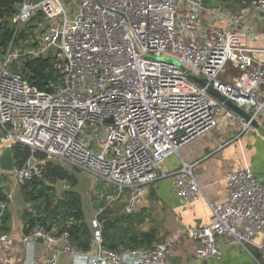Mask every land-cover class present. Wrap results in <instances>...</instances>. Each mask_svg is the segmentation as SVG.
Wrapping results in <instances>:
<instances>
[{"label":"built area","instance_id":"1","mask_svg":"<svg viewBox=\"0 0 264 264\" xmlns=\"http://www.w3.org/2000/svg\"><path fill=\"white\" fill-rule=\"evenodd\" d=\"M205 11L201 0H19L12 18L15 36L41 14L39 26L49 22L40 35L42 47L29 51L27 58L50 55L60 79L50 81L48 91L33 87L8 65L11 56H18L12 53L14 41L8 47L0 61V157L4 145L16 144L26 146L29 156L0 174L16 184L40 179L42 154L108 182L113 189L101 192L99 200L106 206L128 191L125 212L131 214L149 186L165 176L162 163L210 133L221 113L236 121L241 133L262 127L264 48L238 39L239 32H253L246 23L249 16L264 23V0L243 1L238 12L217 11L213 18L226 25L208 30L199 24ZM227 65L240 73L233 82L224 77ZM190 76L206 82L250 119L231 111ZM174 176L183 204L201 199L191 165L183 163ZM225 180L227 199L210 204L211 222L186 230L196 246V261L221 258L218 237L254 245L255 236L264 231V184L248 167L229 172ZM5 195L0 248L7 241L2 217L12 199L10 191ZM71 221L63 223L62 231L37 225L21 241L60 243L71 264H164L169 251L170 239L128 252L106 248L97 219L91 221L92 248L82 251L70 240ZM256 247L264 250V241ZM44 264H57V259L48 257Z\"/></svg>","mask_w":264,"mask_h":264},{"label":"crops","instance_id":"2","mask_svg":"<svg viewBox=\"0 0 264 264\" xmlns=\"http://www.w3.org/2000/svg\"><path fill=\"white\" fill-rule=\"evenodd\" d=\"M243 1L241 0L240 6L235 9L224 8V5L221 4L216 8L204 6L206 11L203 20L199 22L200 29L208 30L213 26L226 25V21L213 18L214 13L222 10L238 12L242 8ZM246 23L253 29V32L247 34L239 32L238 43L253 48H264V23L253 16H249ZM239 75L238 69L227 65L224 72L226 79L233 82L239 78ZM220 145L223 146L219 148ZM41 160L44 163L48 161L45 157ZM56 163L66 166L60 161H56ZM183 163L192 166L201 191V199L188 205L183 204L176 196L174 185V173L180 169ZM245 167L250 168L255 178L264 184V125L241 133L238 123L225 113H221L217 126L210 133L192 141L162 163L160 171L165 176L149 186L138 209L131 214L125 212L122 214L129 198V192L125 191L121 193L118 201H114L108 206L105 205V202L99 203L101 206H98L95 219L99 220V216L104 214V210L109 216L104 221L109 219L111 223L112 218L129 215L135 219L138 230L153 232L155 236L153 245L170 239L169 251L164 257V264H264V250L261 251L256 247L264 241V231L255 236L254 245L232 244L230 238L218 237L216 245L221 252V258L207 259L201 262L195 260V243L186 234V230L190 227H200L211 222L210 204L223 203L227 199L226 175ZM71 169L74 168L71 167ZM5 178L8 179L7 175ZM18 185L23 186V184ZM31 190L32 188H29V192ZM124 194L127 197L123 199ZM28 196L29 194L26 195V197ZM25 201V205L20 202L14 204L11 209L6 208L9 219L6 230L3 232L7 236V241L0 248V263L44 264L48 257L55 256L57 264H71V255L60 243L48 244L44 240L40 242L39 239L28 242L21 241L24 235L25 214L28 216L30 214L32 217H46L51 215L49 211L53 208L50 207L48 211L44 209L45 198L36 201L25 198ZM27 203L31 210L26 209ZM113 205L115 207L119 205L120 207L117 206L116 209L119 207L120 210L112 212L110 207ZM104 221L101 223L103 224ZM138 221L140 222L138 223ZM62 226L61 224L60 227ZM88 226L92 232V227ZM53 227L55 226L51 228ZM91 248L92 244L89 249ZM131 250L135 249H121L118 252ZM254 251L258 257L252 254Z\"/></svg>","mask_w":264,"mask_h":264},{"label":"trees","instance_id":"3","mask_svg":"<svg viewBox=\"0 0 264 264\" xmlns=\"http://www.w3.org/2000/svg\"><path fill=\"white\" fill-rule=\"evenodd\" d=\"M241 0H201L202 4L206 7L216 8L218 5H224V8L235 9L240 6ZM249 1V0H244ZM19 0H0V52L2 55L7 53V49L10 44L14 41L23 40L26 38L25 32L30 28V23L35 20L41 19V14H38L36 18H32L15 36L16 25L12 21L13 16L17 12V4ZM20 72L26 78L30 85L36 87L38 90H49L46 86L49 82H57L60 79V74L53 69V61L52 57L48 55L47 57L39 56L37 58H29L25 59L20 67ZM12 156L14 159L15 166L21 165L25 159L29 156V149L20 144H16L12 146ZM40 158H44L42 154L39 155ZM75 169V168H74ZM42 177L46 179H69L71 181L74 180L71 175H69L68 171L64 169L61 165L55 164L51 160H48L44 163L43 175ZM34 179L30 182H25L23 184V189L31 186L32 190L28 193L29 196L26 197L28 200H42L45 198L46 201L43 204L44 209L47 211L50 209V199L47 192H45L48 188L47 186H43L41 183V179ZM45 180V179H44ZM41 188H39L38 187ZM34 190V192H33ZM36 190H39L36 192ZM27 194V195H28ZM40 194V195H39ZM67 204L64 202L61 203L62 207H60L59 203L53 207L49 213L51 215H47L46 217H32L29 214L24 216L25 218V226L23 229V234L27 235L30 231L37 225L42 226L48 230L51 229L52 226H56L60 231L63 229L60 228L61 220L57 218V215H60L63 218H71L73 223L68 228L70 240L73 244H75L79 250L86 251L91 247L92 240V232L89 226L83 220V216L80 214L78 210V206L75 203L76 196L71 195V193H67ZM6 199L5 189L0 186V203ZM63 211V212H61ZM104 214L99 216L98 222L103 225L105 219L109 216L106 215V210L103 211ZM9 215L6 210L2 217V231L5 232L6 224L8 222ZM48 222V223H47ZM55 224V225H54ZM101 235L103 240V245L106 248L119 251L121 249H139L144 247L153 246V240L155 238L152 231L141 232L135 225V219L129 215L120 216L112 218V223L109 229H101ZM255 257H258V254L254 251L252 253Z\"/></svg>","mask_w":264,"mask_h":264},{"label":"rangeland","instance_id":"4","mask_svg":"<svg viewBox=\"0 0 264 264\" xmlns=\"http://www.w3.org/2000/svg\"><path fill=\"white\" fill-rule=\"evenodd\" d=\"M66 14L68 17H72V12L68 9V7H65ZM42 21V19L35 20V23H30V28L27 26L26 28L29 29L25 32L26 38L23 40H18L17 42H14V49L12 50V53L17 52L18 56L15 59V57L11 56L8 61V65L13 71H19L22 63L25 61V59H28L27 57L30 56L29 51H35L41 49L42 45L40 43V35H42L43 28L45 29L49 22H45L43 28L39 26V22ZM43 24V23H42ZM28 25V24H27ZM29 37V39H28ZM31 37L34 38V41L36 44L34 45L31 42ZM23 41V42H20ZM25 55V56H24ZM3 55L0 52V61L2 59ZM43 57H46L44 55ZM41 159V158H40ZM52 162H55L54 160H51ZM66 166L62 164L61 165L64 169H66L69 173V175L74 178L73 181L69 179H61V178H54V179H46L42 177V185L47 186V190L45 192L48 193L49 199H50V207H55L58 203L59 206L62 207L61 203L67 204V193H71V195H75V203L78 206V210L80 214L83 216V219L85 223L91 226V221L95 219L96 214L98 213V206H101L100 200V194L101 192H106L107 189L113 187L110 186V184L101 178L90 176L89 174L85 173L84 171H76L74 169H71V167L64 163ZM45 179V180H44ZM24 184V183H23ZM25 185V184H24ZM0 186L5 189V192L10 191L12 195L11 201L8 203V209L13 208L14 204H19L22 202L24 205L26 204L25 198L27 193L29 192L30 186H28V190L23 189L22 185L15 184L14 181H12L10 178L6 179L5 174H0ZM40 188V187H39ZM41 189V188H40ZM110 189V190H111ZM39 190H36L38 192ZM126 190H123L125 192ZM34 192V190H33ZM99 194V196H97ZM40 195V194H39ZM97 196V197H96ZM127 197L125 194L123 195V199ZM98 204V205H97ZM27 210H31L28 203L26 205ZM119 205H116V207ZM140 206V205H139ZM113 205L110 207V210L112 212L120 210V206L118 209ZM58 207L56 206V209ZM139 208V207H138ZM58 210V209H57ZM140 211V210H139ZM63 212V211H61ZM125 212V208L122 210V214ZM126 213V212H125ZM55 215H58L57 213ZM58 219L61 220V224L64 225V222H68L71 218H63L60 215L57 216ZM73 223V220L71 221Z\"/></svg>","mask_w":264,"mask_h":264},{"label":"water","instance_id":"5","mask_svg":"<svg viewBox=\"0 0 264 264\" xmlns=\"http://www.w3.org/2000/svg\"><path fill=\"white\" fill-rule=\"evenodd\" d=\"M68 1V0H67ZM180 69L183 72H186V70L179 64H177ZM190 78H192L194 81H196L198 84H200L201 86H204L207 88V91L214 96L216 99H218L220 102L224 103V105L226 107H228L231 111H233L234 113L238 114L239 116H241L242 118H244L245 120H249L250 116L248 114H246L243 110H241L239 107H237L234 103H232L230 100L226 99L223 95H221L219 92H217L216 90H214L210 85H207L206 82L196 78V77H192L190 76ZM111 122V120H109ZM253 126H256V123L253 122L252 123ZM12 148L4 145L2 147V155L0 157V169L3 170L4 172H10L13 170L14 168V159L12 156ZM142 220V219H140ZM140 221H138L139 223ZM111 223V220H106L103 223V227L104 229H109V225ZM40 242H42V239H39ZM1 264V263H0Z\"/></svg>","mask_w":264,"mask_h":264}]
</instances>
